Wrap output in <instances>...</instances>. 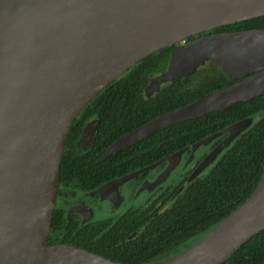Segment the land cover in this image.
Returning <instances> with one entry per match:
<instances>
[{
	"label": "water",
	"instance_id": "1",
	"mask_svg": "<svg viewBox=\"0 0 264 264\" xmlns=\"http://www.w3.org/2000/svg\"><path fill=\"white\" fill-rule=\"evenodd\" d=\"M264 16V0H0V264H124L77 245H49L69 132L82 111L144 59L174 45ZM214 63L236 84L168 112L119 138L104 162L170 127L264 96V30L222 32L184 43L146 95ZM250 117L164 161L229 133L209 166L254 124ZM99 120L79 145L89 148ZM147 169L121 178V185ZM264 231V173L254 193L201 240L152 264H223Z\"/></svg>",
	"mask_w": 264,
	"mask_h": 264
},
{
	"label": "trees",
	"instance_id": "2",
	"mask_svg": "<svg viewBox=\"0 0 264 264\" xmlns=\"http://www.w3.org/2000/svg\"><path fill=\"white\" fill-rule=\"evenodd\" d=\"M247 30H264V16L202 36ZM178 48L179 45H174L144 59L104 89L82 111L68 135L61 182L70 183L73 172H77L82 188H92L93 178L100 180L102 177L101 182L112 180L194 145L238 121L252 117L255 120L253 126L224 152L207 175L193 181L169 209L142 229L136 240L122 243L128 233L121 237V232L114 230L98 236L91 243H86L87 233L77 241L61 244L78 245L124 264H152L175 256L201 240L244 204L257 188L264 173V96L239 103L228 111L215 112L160 131L106 162L96 164L119 138L231 83L210 62L191 77L167 84L153 98L146 99L145 89L151 78L167 69L171 53ZM94 118L100 120L96 141L87 154L79 155L77 141L85 125ZM85 159H92L93 164L88 167L82 163ZM88 169L92 171L88 172ZM105 169L106 175L102 176ZM58 213L57 210L54 212L53 231ZM223 264H264V231Z\"/></svg>",
	"mask_w": 264,
	"mask_h": 264
},
{
	"label": "flooded vegetation",
	"instance_id": "3",
	"mask_svg": "<svg viewBox=\"0 0 264 264\" xmlns=\"http://www.w3.org/2000/svg\"><path fill=\"white\" fill-rule=\"evenodd\" d=\"M200 37H202V35H200L199 37L197 36L195 39ZM189 40L184 43L186 44L187 42H189ZM184 43H180L177 45H179L180 47ZM156 76L158 75H155L154 77ZM154 77H152L151 79H153ZM230 82L231 83H229V85L223 88L232 86L237 83L232 81ZM167 84L161 85L160 91ZM146 89V99H151L155 96L156 93H158L156 92L152 96L148 97L146 95ZM95 120L99 119H92L85 125V127ZM229 126L224 127L217 132L211 133L208 136L220 133ZM85 127L83 128L80 138L77 141V151L79 155L87 154L96 141L95 140L93 145L89 148H84L79 145ZM245 132H247V130ZM245 132L239 134L236 138H234L230 142V144L222 150L215 161H213L209 166H207L197 175L196 172L203 164V162L214 151H216L219 147L223 146L227 142L230 137L229 133L221 134L213 141L197 148L195 152H193L191 149L188 150L182 156L177 166L170 172L168 176H166V171H168L169 167L171 166V162L169 160L164 161L154 169H147L148 167L153 166L160 161H163L164 158L152 164H147L138 169L132 170L112 180L101 182L100 180H102V177L100 178V180L99 178H93V181L95 182L92 184V186L94 187L87 189L82 188L83 186H81V184L77 180V172H73L70 183L60 181L58 206L56 208L59 213L56 221V229H54L53 231L52 225L50 231L49 245H62L61 242L67 241L74 242L79 240L82 235L87 233H89L88 237L84 238L87 239L86 243H91V240L97 238L98 236L105 235L107 232L114 230L120 231L122 234L121 237L128 233L127 238L122 240V243L136 240L138 238L139 232L142 229L146 228L148 224L154 220L155 217L159 216L160 214L165 212V210L169 209L177 199L179 194L183 193L193 181L207 175L209 171L219 163L224 152L231 148L233 143ZM198 142H196L195 144H197ZM194 145L188 146L184 149L191 148ZM99 160L96 162L97 165L107 161L106 160L104 162H99ZM82 163L90 167L93 164V160L85 159L84 161H82ZM143 169L147 170L142 172L137 177L123 182L121 185L107 186L109 183H114L121 178L129 176ZM87 171L91 172L92 169H88ZM105 175L106 169L102 170V176ZM86 178L91 181L90 177Z\"/></svg>",
	"mask_w": 264,
	"mask_h": 264
},
{
	"label": "rangeland",
	"instance_id": "4",
	"mask_svg": "<svg viewBox=\"0 0 264 264\" xmlns=\"http://www.w3.org/2000/svg\"><path fill=\"white\" fill-rule=\"evenodd\" d=\"M174 178V177H173Z\"/></svg>",
	"mask_w": 264,
	"mask_h": 264
}]
</instances>
